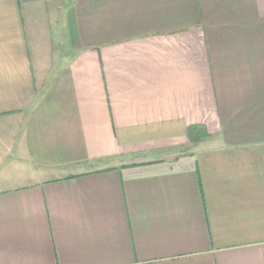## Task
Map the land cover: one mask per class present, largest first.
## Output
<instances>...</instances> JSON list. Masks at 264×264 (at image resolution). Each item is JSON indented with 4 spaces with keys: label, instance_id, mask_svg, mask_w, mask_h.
Listing matches in <instances>:
<instances>
[{
    "label": "crops",
    "instance_id": "obj_1",
    "mask_svg": "<svg viewBox=\"0 0 264 264\" xmlns=\"http://www.w3.org/2000/svg\"><path fill=\"white\" fill-rule=\"evenodd\" d=\"M0 264H264V0H0Z\"/></svg>",
    "mask_w": 264,
    "mask_h": 264
}]
</instances>
